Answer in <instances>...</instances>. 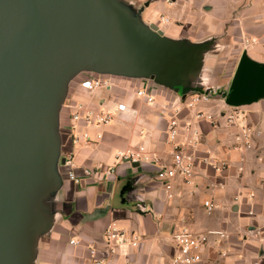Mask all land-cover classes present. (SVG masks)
<instances>
[{"label": "crops", "instance_id": "obj_1", "mask_svg": "<svg viewBox=\"0 0 264 264\" xmlns=\"http://www.w3.org/2000/svg\"><path fill=\"white\" fill-rule=\"evenodd\" d=\"M119 1L143 25H155V32L184 48L185 59L175 64L172 80L111 75V88L87 90L81 82L95 76L94 71L81 70L69 79L57 113L56 169L61 184L41 200L40 208L47 215L28 240V264H89L90 246L104 257L108 246L104 230L111 222L141 240L137 248L120 252V262L172 264L171 234L182 226L192 232L229 234L228 242L221 245L211 236L202 264L264 262L259 256L264 241V93L239 106L254 130L250 149L233 148L235 129L222 117L229 110L225 97L242 54L264 65V0ZM160 15L169 21H160ZM140 88L152 93V104L136 96ZM192 92H206L210 100L188 106ZM74 103L110 114L108 123L86 128L92 142H72V134L84 129H71L69 105ZM117 103L126 108L116 110ZM198 111L210 114L213 121L196 118ZM171 118L181 126L179 142L197 129L196 156L209 151L226 159L228 168L218 172L198 162L197 186L190 191L177 178L174 196L167 198L155 176L153 159L171 163L167 143ZM138 147L144 148L145 160L137 164L115 160L118 151ZM65 157L77 175L85 167L95 173L75 183L66 176L69 166L61 161ZM113 165L115 172L107 174ZM205 200L216 205L211 212L204 207ZM223 250H227L225 257L220 254Z\"/></svg>", "mask_w": 264, "mask_h": 264}, {"label": "water", "instance_id": "obj_2", "mask_svg": "<svg viewBox=\"0 0 264 264\" xmlns=\"http://www.w3.org/2000/svg\"><path fill=\"white\" fill-rule=\"evenodd\" d=\"M154 29L119 0H0V264L30 262L28 240L47 215L41 200L60 187L67 82L81 70L172 80L184 48ZM263 93L264 65L242 54L226 104Z\"/></svg>", "mask_w": 264, "mask_h": 264}, {"label": "built area", "instance_id": "obj_3", "mask_svg": "<svg viewBox=\"0 0 264 264\" xmlns=\"http://www.w3.org/2000/svg\"><path fill=\"white\" fill-rule=\"evenodd\" d=\"M171 2V0H166ZM160 21L168 22L169 18L160 15ZM81 86L87 90L97 88H111L113 86L112 76L110 74H100L95 72V76L85 78L81 82ZM136 96L144 99L148 104L154 102L152 93L140 88L136 91ZM210 100V95L206 92H192L189 95L188 106H195L200 103H205ZM70 111V126L71 129H79L83 127L82 131H76L72 134L73 143L92 142L93 139L87 132L86 128L89 126H98L99 124H106L110 120L109 112L104 110L94 111L87 108L82 103H74L69 105ZM126 108L124 103H117L116 110L122 111ZM196 118H206L212 122L213 118L210 114H204L202 111L196 112ZM222 117H225L226 123L235 129V150H247L252 147L253 128L249 124L247 113L239 106H229V110L222 112ZM190 125V124H188ZM181 126L176 118H171L167 125V143L170 145L171 163H162L159 158H154L153 162L156 164L155 176L160 181L162 190L167 198L174 196V185L177 178H180L182 184L186 189L192 191L197 186L196 167L198 162L210 166L215 171L222 172L228 168V161L226 159H218L211 155L209 151L203 152L199 158L196 152L199 145V138L197 129H193L192 135L186 137L184 141L179 142L178 136L181 134ZM190 130V126H186ZM259 134V132H257ZM97 134V137H100ZM144 148L138 147L136 150L118 151L115 154V160H125L128 163H139L142 159H146L143 155ZM64 164L69 166L66 176L79 183L82 177L92 176L95 173L93 168L85 167L82 169V174L77 175L71 167L70 160L65 157ZM115 172V165L107 169V174ZM204 207L208 212H211L216 205L209 200L203 202ZM211 236H215L214 243L221 245L228 242L229 234L223 230H207L204 232H192L186 227L182 226L179 230L173 231L171 240L175 248V254L172 257V264H202L203 254L208 247ZM104 238L107 243L106 255L97 256V250L90 246L89 252L91 261L89 264H136L129 259L119 261L120 252L124 248H137L140 244V236L134 232H127L123 228L111 222L104 230ZM75 243L74 240L70 241ZM222 257L227 256V250L220 252ZM259 256L264 259V241L260 244ZM251 264H264V262H254Z\"/></svg>", "mask_w": 264, "mask_h": 264}, {"label": "rangeland", "instance_id": "obj_4", "mask_svg": "<svg viewBox=\"0 0 264 264\" xmlns=\"http://www.w3.org/2000/svg\"><path fill=\"white\" fill-rule=\"evenodd\" d=\"M180 92H181V89H180Z\"/></svg>", "mask_w": 264, "mask_h": 264}]
</instances>
